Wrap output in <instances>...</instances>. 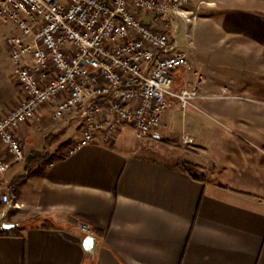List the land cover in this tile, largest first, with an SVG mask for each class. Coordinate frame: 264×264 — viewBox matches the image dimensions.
I'll use <instances>...</instances> for the list:
<instances>
[{
	"label": "crops",
	"instance_id": "0c3cea01",
	"mask_svg": "<svg viewBox=\"0 0 264 264\" xmlns=\"http://www.w3.org/2000/svg\"><path fill=\"white\" fill-rule=\"evenodd\" d=\"M190 1L189 8L206 3L191 25L207 35L216 31L214 48L204 50L188 25L195 82L204 81L200 99L235 103L231 119L250 137L249 146L232 151L229 177L216 165L210 174L201 153L186 146L173 161L159 159L150 151L159 141L135 139L129 126L111 143L67 154L81 121H55L49 103L39 120L15 130L24 159L10 158L6 177L19 207L0 205V264H264V0ZM6 31L1 50L9 56ZM10 65L0 70V117L24 96ZM0 149L7 154L1 143ZM36 154L53 158L39 161ZM178 158L203 174L184 171ZM235 167H248L246 178ZM5 221L14 225L4 228ZM88 235L95 238L93 253L85 248Z\"/></svg>",
	"mask_w": 264,
	"mask_h": 264
},
{
	"label": "built area",
	"instance_id": "2783aa9c",
	"mask_svg": "<svg viewBox=\"0 0 264 264\" xmlns=\"http://www.w3.org/2000/svg\"><path fill=\"white\" fill-rule=\"evenodd\" d=\"M189 3L0 0V23L14 25L6 45L24 91L19 103L0 117V143L7 153L0 149V205L5 210L19 207L6 177L10 158L24 159L15 130L39 120L47 104H55V121L74 116L81 121L80 135L67 154L97 142L111 143L128 126L135 139L160 141L169 134L162 120L174 100L183 109L196 107L194 100L204 98L198 82L177 91L175 77L185 66L192 71L188 25L198 20L201 4H206L189 8ZM181 137L184 146L194 143L188 134ZM81 229L91 234L90 225Z\"/></svg>",
	"mask_w": 264,
	"mask_h": 264
},
{
	"label": "rangeland",
	"instance_id": "374dc122",
	"mask_svg": "<svg viewBox=\"0 0 264 264\" xmlns=\"http://www.w3.org/2000/svg\"><path fill=\"white\" fill-rule=\"evenodd\" d=\"M9 27L13 29L14 25L9 22L8 28ZM194 27L195 29H199L198 26ZM194 27L191 25V30L194 32L193 37L197 44L200 42L199 40H201V47H203L204 50L214 48V44L212 45L210 40L215 38L216 31L211 29L212 32L207 35V32H202L200 29L199 32L194 30ZM8 28L6 29L9 31ZM6 29H4V27L0 28V33H2L0 36L1 71L11 67L10 56H7L6 53L1 50V42L3 41V34L7 32ZM181 38L184 39L183 36H181ZM194 58L193 61L189 59V66L192 68L191 72H187V66L176 72L175 77L178 83L177 91L186 83L192 84L197 80L195 72L199 70L197 55ZM201 64H203L202 61ZM204 73L208 72L202 69V74ZM209 74L216 75L212 72H209ZM3 85L4 84H0V88ZM198 86L200 87L199 89H201L200 93H202L204 81L200 84L198 83ZM215 102H219L223 108L216 109L214 107ZM173 103V107L167 109L164 113L165 116L167 115L166 123H164L165 119L162 120V127L164 128L167 126L168 128L165 129H171L172 132L168 134V136H164V138L158 142L155 150L150 151L155 153V156L159 159H169L173 161L180 156L183 151L184 145L181 136L184 133L182 130H184L192 134L196 139L194 144L186 146V148H188L187 151L194 149L199 151L201 153L200 156L207 164L206 168L210 174H212L214 165H216L217 169L222 168L226 171V175L229 177V172H231L232 169V167H230L232 151L235 149L237 150L243 145L249 146L247 143H249L248 139L250 138L247 129L244 128V126L238 125L231 119V110H234V105L236 104L226 102L224 99H196L194 100L196 107L189 105L183 109L179 101L174 100ZM142 142L145 143V140ZM259 142L261 143V141ZM235 170H238V177H241L243 174V178H246L245 174L246 171H248V167H235ZM198 173L203 174L201 171H198ZM226 180L229 182L228 178Z\"/></svg>",
	"mask_w": 264,
	"mask_h": 264
},
{
	"label": "trees",
	"instance_id": "16d2710c",
	"mask_svg": "<svg viewBox=\"0 0 264 264\" xmlns=\"http://www.w3.org/2000/svg\"><path fill=\"white\" fill-rule=\"evenodd\" d=\"M34 159H37V160H39V161H44V160H46V161H49V160H51V158H53V156L52 157H48V156H45V155H42V154H36L34 157H33ZM176 164L181 168V169H183L184 171H186V172H188V173H190V174H195V173H197L198 172V170L201 168V167H196V166H194V165H191V164H189V163H181L180 162V158H178L177 160H176ZM31 172L28 170V172H26V173H24L22 176H20L19 178H18V180H17V184H20L21 182H23L24 181V179L30 174ZM16 184V185H17Z\"/></svg>",
	"mask_w": 264,
	"mask_h": 264
},
{
	"label": "water",
	"instance_id": "95a60500",
	"mask_svg": "<svg viewBox=\"0 0 264 264\" xmlns=\"http://www.w3.org/2000/svg\"><path fill=\"white\" fill-rule=\"evenodd\" d=\"M13 225H14V223L9 222V221H5L3 223L4 228H9ZM94 242H95V238L93 236H90V235L86 236L84 244H85L86 250L90 253L94 252Z\"/></svg>",
	"mask_w": 264,
	"mask_h": 264
}]
</instances>
